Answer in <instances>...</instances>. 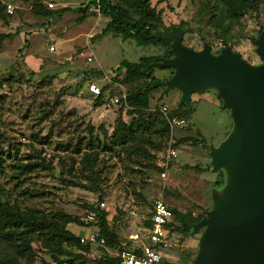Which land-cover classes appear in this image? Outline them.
<instances>
[{"label": "rangeland", "instance_id": "374dc122", "mask_svg": "<svg viewBox=\"0 0 264 264\" xmlns=\"http://www.w3.org/2000/svg\"><path fill=\"white\" fill-rule=\"evenodd\" d=\"M34 1L37 0H0L4 16L0 18V34L9 35L0 39V156L5 165L0 174V199L6 198L21 208L63 210L83 222L85 212L103 202L100 209L106 211L108 227L122 243L129 233L140 229L155 198H161L176 213L201 219L212 206V194L219 189L225 194L226 184L236 176L238 163L235 160L214 169L209 146L219 145L260 108L243 112L237 124L213 87L193 91L187 102H180L181 81L167 91L156 85L148 94L146 112L157 107L160 112L162 108L173 109L177 114L187 112L183 127L173 130L168 127L165 145L173 139L176 155L169 161L166 177H159L163 146L151 150L145 145L148 151L145 155L128 154L113 147L112 151L99 152L92 170L94 181L83 180L88 188L67 185L66 180L75 181V174L80 172L73 147L76 141L85 138L82 131L85 123L102 125L109 133L120 105L124 120L132 117L144 120L142 111L125 112L129 108L122 97L130 86L117 82L122 70L116 72L115 67L121 60L136 62L141 56H160L163 50L160 46H139L130 39L123 41L116 35L100 36L105 23L102 16L96 18V12L89 10L80 16L77 10L84 6V0H41L46 9L74 10L50 17L33 13ZM212 1L150 0V5L162 25L169 27L167 31L182 32L183 46L202 50L207 45L212 55L228 46L244 62L260 64L254 41L260 34L264 41V4L246 10L236 20L226 19L223 24L228 29L222 32L213 24V18L209 19ZM7 3L12 7L10 13L6 10ZM205 3L207 6L202 10ZM164 31L161 28L159 33ZM154 68L152 75L157 80L171 76V69ZM92 71L96 72L89 74ZM87 81L108 87L102 93L103 106H91L93 96L85 90ZM114 97L118 101L112 103L110 99ZM192 139L197 142L192 144ZM14 161L31 165L17 179L6 166ZM94 223L90 226L97 230ZM68 228L76 232L75 226L70 224ZM202 229L194 232L191 225L187 231L170 235L169 246L161 249L163 255L158 264H189L199 250L196 247ZM104 243L88 244L86 264H101L99 257L108 253ZM32 247L37 253L33 264H65L58 263L50 253H43L37 242H32ZM12 251L11 245L0 239V256L13 255ZM199 252L205 253L202 249Z\"/></svg>", "mask_w": 264, "mask_h": 264}, {"label": "trees", "instance_id": "16d2710c", "mask_svg": "<svg viewBox=\"0 0 264 264\" xmlns=\"http://www.w3.org/2000/svg\"><path fill=\"white\" fill-rule=\"evenodd\" d=\"M84 2V6L77 9L81 12L80 16H84L91 6H95L101 16L107 19L99 35L113 33L122 39L133 40L136 45L160 46L163 50L160 56L156 54L141 56L136 62L121 60L115 67L116 72L122 70V76L117 79V82L130 86L124 97V103L129 108L125 112L142 111L144 120L141 121L134 117L128 121L124 120L121 116L123 107L120 105L109 133L102 125L94 127L89 122L85 123L82 128L85 138H80L73 147V152L78 155L77 162L80 165V172L78 175L75 174V181L66 180V184L88 188L83 180L94 181L92 170L97 164L99 152L112 151L113 147H117L128 154L137 152L140 155H145L148 154L145 145L151 150H156L162 146L164 149L165 139L168 136V125L165 117L158 110V107L152 112H146V110L148 109V94L154 89L152 82L157 80L152 75L154 66L151 63L157 62L160 57L169 58L172 54L170 52L171 41L156 36V32L161 28L168 30L169 27L162 25L158 13L154 12L150 5V0H84ZM212 2L213 5L208 7L209 19L213 18V24L222 32L228 29L227 25L223 24L226 19L236 20L246 10L255 9L260 4H264V0H213ZM206 3L202 5V10L206 8ZM32 11L42 17H50L74 10L69 7H60L55 10L46 9L41 5V0H37L32 4ZM3 17L0 11V18ZM7 36L9 35L1 33L0 39ZM26 43L27 40H24L23 44ZM107 88V86L100 87L99 94L92 95L91 106L93 108L103 105L102 93ZM166 115L187 118V112L183 111L177 114L173 109L166 110ZM196 142V139L191 140L192 144ZM175 144L174 141L173 145ZM65 149L66 146L62 147V150ZM3 162L4 159L0 156V174L3 173L5 166ZM6 166L11 168L15 174L12 176L17 179L18 175L25 173L26 169L29 170L31 165L14 161ZM156 168L160 170L159 167ZM97 199L100 200V193H98ZM169 208L173 213L174 223L170 230L173 235H178L180 231H187V228L200 220V216L192 217L190 214L176 213L173 207L169 206ZM89 210H98L97 221L94 223L98 235L103 237L106 248L115 251L114 254L103 253L99 257L102 258L99 259V262L101 264H115L118 261L116 253L129 248L130 243H121L117 235L108 227L106 211L97 207ZM150 213L151 203L143 221L144 226L148 224ZM68 223L80 226L93 224L83 222L77 216L63 210L44 212L27 206L21 208L17 204L10 203L6 198L0 199V239L9 243L13 250V255L0 256V264H33L37 253L32 247V242L40 244L43 253H50L58 263L86 264L84 256L88 254L90 246L79 243L78 236L66 229Z\"/></svg>", "mask_w": 264, "mask_h": 264}, {"label": "water", "instance_id": "95a60500", "mask_svg": "<svg viewBox=\"0 0 264 264\" xmlns=\"http://www.w3.org/2000/svg\"><path fill=\"white\" fill-rule=\"evenodd\" d=\"M157 37L170 40L171 57H160L151 65L169 68L168 79L155 80L152 86L168 90L179 83L180 102H187L193 91L216 90L223 107H229L238 124L241 115L255 107L216 147L209 146L213 168L238 162L236 176L224 192H215L211 208L192 224L193 231L203 228L198 251L191 264H264V41L260 34L254 41L258 65L244 62L228 46L218 55L209 47L193 50L181 44V31H157ZM67 62V60H65ZM205 251L200 253L199 251Z\"/></svg>", "mask_w": 264, "mask_h": 264}, {"label": "built area", "instance_id": "2783aa9c", "mask_svg": "<svg viewBox=\"0 0 264 264\" xmlns=\"http://www.w3.org/2000/svg\"><path fill=\"white\" fill-rule=\"evenodd\" d=\"M5 6L8 13L12 12V7L9 3ZM48 6H52V4L48 3ZM50 49L52 50V48ZM86 88L93 95L99 94L100 87L93 81L87 82ZM122 98L124 99V96ZM110 101L115 103L118 99L114 97ZM161 112L171 130L183 127L186 124L184 118L167 116L164 108L161 109ZM173 143L174 140L169 139L164 147V156L161 160V170L159 171L161 179L166 177L169 161L176 155V146ZM102 205L103 202H100L98 208L100 209ZM97 216L98 210H87L83 220L86 223H93L97 221ZM173 223V213L167 203L161 198L153 199L148 224L144 228L143 234L130 233L127 235L130 246L116 253L118 261L115 264H157L162 256L161 249L169 246V234H171L170 230L173 227ZM78 241L80 244L104 243L103 237H100L94 228L88 235L79 237Z\"/></svg>", "mask_w": 264, "mask_h": 264}, {"label": "crops", "instance_id": "0c3cea01", "mask_svg": "<svg viewBox=\"0 0 264 264\" xmlns=\"http://www.w3.org/2000/svg\"><path fill=\"white\" fill-rule=\"evenodd\" d=\"M89 11H92V12H96L95 14L97 15V17L96 18H99L100 16H101V14L98 12V10H97V8L95 7V6H91L90 8H89ZM102 20H104V22H106V18L105 17H103L102 16ZM105 24V23H104ZM107 34H110L111 36H114L115 34H113V33H107ZM107 34H104V35H107ZM100 36H103V35H100ZM114 37H118V38H120L121 40H123V41H125V40H128V39H122L119 35H116V36H114ZM155 69V68H154ZM87 82H89V81H87ZM87 82H86V84H87ZM85 90L90 94V95H93V94H91L88 90H87V88H86V85H85ZM103 106V105H102ZM99 107H101V106H99ZM95 108H98V107H95ZM73 225V226H75V229H76V232H72L71 230H69V225ZM146 226H144V224H142V226L140 227V229H138L136 232H132V233H139V234H143V231H144V228H145ZM93 226H85V227H80V226H78V225H76V224H72V223H68L67 225H66V229H68L70 232H72L74 235H76V236H78V238L79 237H84V236H86V235H88L92 230H93ZM88 230H90V231H88ZM85 231V232H84ZM86 231H88V232H86ZM197 232V231H196ZM130 234V233H129ZM170 235L172 236L173 234H169V237H170ZM200 235H201V233L199 234V237H200ZM199 237H198V240H199ZM127 238V237H126ZM169 239H171V238H169ZM198 240H197V247L196 248H198ZM125 242H129L130 243V241L128 240V239H126V241H124V243ZM122 243V242H121ZM123 243V244H124ZM170 243V242H169ZM90 245V244H89ZM168 248V247H167ZM106 250L108 251V253L109 254H114L115 253V251H114V249H109V248H106ZM114 251V252H113ZM163 255V254H162ZM195 255H196V252H195ZM194 255V256H195ZM193 259H194V257L192 258V260L191 261H189V264H191L192 263V261H193ZM161 260V259H160ZM160 262V261H159ZM158 262V263H159ZM157 263V264H158Z\"/></svg>", "mask_w": 264, "mask_h": 264}, {"label": "flooded vegetation", "instance_id": "af4514ba", "mask_svg": "<svg viewBox=\"0 0 264 264\" xmlns=\"http://www.w3.org/2000/svg\"><path fill=\"white\" fill-rule=\"evenodd\" d=\"M172 74V73H171ZM164 80V79H163Z\"/></svg>", "mask_w": 264, "mask_h": 264}]
</instances>
